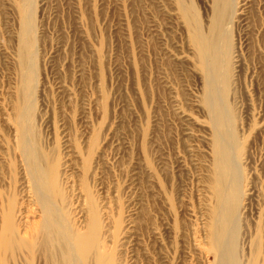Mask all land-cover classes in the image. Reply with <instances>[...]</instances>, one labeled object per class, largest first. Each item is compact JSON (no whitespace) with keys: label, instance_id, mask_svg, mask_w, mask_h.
Segmentation results:
<instances>
[{"label":"rangeland","instance_id":"rangeland-1","mask_svg":"<svg viewBox=\"0 0 264 264\" xmlns=\"http://www.w3.org/2000/svg\"><path fill=\"white\" fill-rule=\"evenodd\" d=\"M217 1L0 0V206L25 193L19 135L68 220L94 202L112 264H217L219 214L264 264V0Z\"/></svg>","mask_w":264,"mask_h":264},{"label":"bare ground","instance_id":"bare-ground-1","mask_svg":"<svg viewBox=\"0 0 264 264\" xmlns=\"http://www.w3.org/2000/svg\"><path fill=\"white\" fill-rule=\"evenodd\" d=\"M230 1L218 0L214 5L215 14H222L229 5L231 10ZM229 19L226 17V21H230ZM26 38L27 33L24 31L23 41L20 42V49L24 53H27ZM190 43L191 54L201 65L202 77L204 69L206 95L209 93V86L217 97L216 71L210 64L206 67L203 39L198 43L191 39ZM208 112L212 121L222 124L223 116L219 109L213 106L210 110L208 107ZM213 127L211 132L216 141L219 137L216 126ZM21 129L22 125L16 128L19 134ZM18 141L17 153L23 167L25 193L21 203L13 201L6 207L0 206V264H112L101 240L100 215L94 202L90 201L89 206L85 205L78 224L68 220L56 203L57 196L62 195L59 164L52 162L48 169L49 176L38 167H33L36 171L31 170L27 157L32 155L23 142L20 143L19 135ZM234 166L233 163V168ZM217 174L224 181L230 182L229 194L237 196L232 184L233 172L225 169L219 173L217 170ZM52 187L57 188V196ZM228 223L225 215L219 214L216 217V226L222 228L224 235L214 239L213 253L217 264H241L235 260V244L231 237L233 228H229Z\"/></svg>","mask_w":264,"mask_h":264}]
</instances>
